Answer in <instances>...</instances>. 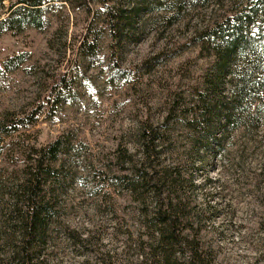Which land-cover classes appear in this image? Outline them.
<instances>
[{"label": "rangeland", "instance_id": "374dc122", "mask_svg": "<svg viewBox=\"0 0 264 264\" xmlns=\"http://www.w3.org/2000/svg\"><path fill=\"white\" fill-rule=\"evenodd\" d=\"M252 2L113 0L124 22L116 35L101 0L50 3L41 30L0 26V264H156L143 227L148 186L135 182L133 195L125 188L149 164L190 178L195 202L214 209L201 236L213 264H264V86H256L264 76V7L241 29L251 48L236 54L215 88L224 105L242 90L238 129L217 128L220 116L212 114L208 124L223 138L214 152L191 129L218 82L215 44L203 34ZM88 35L96 51L80 57L73 48ZM58 78L70 90L56 88ZM43 108L32 129L3 133L11 117ZM148 125L164 136L152 160L141 149ZM56 140L55 176L42 187L55 213L34 259H21L16 194L35 150Z\"/></svg>", "mask_w": 264, "mask_h": 264}, {"label": "trees", "instance_id": "16d2710c", "mask_svg": "<svg viewBox=\"0 0 264 264\" xmlns=\"http://www.w3.org/2000/svg\"><path fill=\"white\" fill-rule=\"evenodd\" d=\"M61 1L63 2V0H0V12L2 14L5 13V17L0 19V26L10 32L21 29L26 25L33 29L41 30L43 23L41 14L49 6L48 4ZM101 1L105 10L106 23L110 32L114 30L116 35L120 24L124 28V22L120 15L123 11L112 4L113 0ZM142 1L158 3L159 0ZM6 2L9 3L7 8H5ZM262 7H264V0H253L251 6L246 8L247 12L241 10L233 16L227 17L221 23H216L203 34V38L215 44L214 51L217 60L214 65V72L218 82L210 83L211 86L209 85L208 90L210 97L206 98V102L209 105L202 104V107L198 108L197 114H199L198 117L201 116V120L197 121L195 119L192 121L191 129L195 132L197 131L200 137L205 139L206 148L211 151L213 148L220 149L223 141L222 136L219 135V129H216V125L208 124L207 119L212 114L220 116L217 128L230 127L232 131L238 129L236 125L240 110V100L238 98L241 97L242 90L237 93L234 91V98L224 105L216 96L215 88L222 83L227 73H229L228 69L234 63L232 60L236 54H239V56L244 55V50L247 47L251 48V44L254 43V40H251V42L246 40L241 29L244 26L247 27L254 16L253 14L259 12ZM5 10L6 12H4ZM96 46L95 38H89L88 35L81 39L78 46L73 48V50H77L80 57H89L95 53ZM5 65L8 66L7 63ZM59 78L56 80V88L66 87L67 90H70V86L67 85L64 78ZM256 81L258 83H256L257 87L264 86V76H259ZM45 110H48V108H43L36 114L11 117L8 126L1 127L3 133L11 136L21 130L32 129L38 124L40 117L45 114ZM140 135L141 149L143 150L142 156L145 157L147 155L148 160L155 159L158 154L155 151V142L164 136L160 135L158 130L152 129L149 125ZM60 149V140H56L49 145L39 146L33 156L32 168L27 169L25 181L19 185L16 202L23 206L21 209L23 248H19L21 259L25 257L33 258L34 252L37 251L38 246L42 243L47 233L51 216L55 213L52 212L54 207H51L49 199H46L44 193L42 194V187H46L50 177L55 176L51 164L60 153ZM119 153L120 157H125L124 154ZM126 159L128 160L129 158ZM148 168V174L140 169L136 170L134 172L136 173V178L133 181L128 180L125 183V188L128 193L133 195L135 194V182L141 180L143 185L148 186L151 204L150 206L148 204V216L143 227L148 230L150 235V238H148V249L158 256L156 264H181L174 262V257L177 256L186 259L184 264H213L210 260V254H207L208 252H206L201 242V236L206 231L210 216L216 217L215 213H213L214 209L206 203L201 205L195 202V185L190 178H183L175 168L162 169L161 166H151L150 164ZM207 249L210 250L211 248ZM30 261L31 259L26 258L21 261V264H32Z\"/></svg>", "mask_w": 264, "mask_h": 264}]
</instances>
